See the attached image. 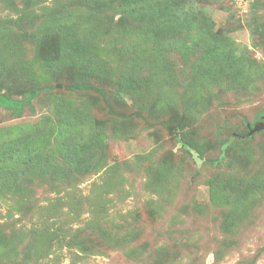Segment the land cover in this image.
<instances>
[{
    "label": "rangeland",
    "instance_id": "rangeland-1",
    "mask_svg": "<svg viewBox=\"0 0 264 264\" xmlns=\"http://www.w3.org/2000/svg\"><path fill=\"white\" fill-rule=\"evenodd\" d=\"M5 1L0 0V25L18 41L4 44L23 52L20 63L11 58L17 69L8 82L28 90L63 86L40 93L20 117L1 109L0 147L39 126L38 134L48 136L61 107L67 118L78 111L80 124L93 118L101 126L87 125L90 137L102 132L104 138L90 149L93 166L84 175L29 176L26 193L18 195L22 199L0 196V264H264V132L233 145L215 164L220 143L244 134L243 122L253 123L264 109V0H172L203 17L195 37L210 26L217 50L229 45L238 57L258 64L248 74L259 73L260 80L246 90L231 87L229 78L200 81L193 64L206 53L184 55L176 46L181 36L151 37L144 21L115 8L121 0L108 8L98 5L102 27L92 33L84 0H42L34 6L14 0L16 9ZM59 15H70L79 30L73 37L82 56L110 68L111 81H92L104 96L67 91L65 86L80 80L67 65L54 80L41 68L43 47L55 46L43 27ZM203 43L200 47L210 49ZM137 50L143 82L135 94L117 95L122 66L138 58ZM162 59L173 70L150 74ZM152 74L156 81L146 84ZM181 126L187 127V139ZM50 142L48 158L67 171L58 144L53 137ZM86 142L94 145L89 137ZM256 182L260 191L248 192Z\"/></svg>",
    "mask_w": 264,
    "mask_h": 264
},
{
    "label": "trees",
    "instance_id": "trees-1",
    "mask_svg": "<svg viewBox=\"0 0 264 264\" xmlns=\"http://www.w3.org/2000/svg\"><path fill=\"white\" fill-rule=\"evenodd\" d=\"M23 4L34 6L39 4L42 0H20ZM142 0H121L117 3L115 0H84V4L87 6L86 13L84 15V21L91 25L87 27V31L94 32L95 29L100 31L102 27V21L97 12V7L107 6L110 7L116 4V9L121 13H126L130 18L144 21L145 29L148 30L151 37H174L181 36V39L176 46L184 51V55L193 53L198 50H203L206 55L203 61L194 63L193 66L198 73V79L201 81H221L223 78L230 79V86L234 89H242L250 86L253 83H257L260 80L259 73L249 75L248 72L255 68L258 64L256 62H247L244 57H238L235 50H231L229 45H224L221 51L215 48L213 44L216 41V35L210 30V26H205V32L202 35H196L197 25L203 17L197 15L186 6H181L176 3H172V0H148V3L143 4L141 7L139 4ZM6 7L9 9H16L18 3L14 0H6ZM105 7H99L98 9H104ZM52 21L43 27V32L52 40L54 48L45 45L42 49L41 68L44 73L52 80L56 79L62 72V65L75 69L77 71L80 80H75L73 84L65 86L67 91H89L93 90L104 96L105 91L95 86L92 81L109 82L112 80V72L110 68L103 63H94L93 57L88 58L82 56V47L78 42L74 40L73 34L78 31L76 27L71 23L70 15L53 16ZM206 23V21H204ZM208 24V23H207ZM10 27V25H9ZM200 27V26H199ZM5 32V33H4ZM80 33V32H79ZM153 33V35H152ZM21 37L19 34H16ZM186 36V37H185ZM81 37V36H79ZM185 37V38H184ZM18 41V39L11 33H7V27L5 24L0 25V110L10 111L15 116L20 117L26 107H31L32 101L37 99L39 94L43 91H49L55 87H61L62 84L52 85L45 84L41 87L28 90L25 86L13 87L8 82L9 78L17 69L16 65H11L10 61L17 57V61L20 63V57L22 55V48L16 44L8 45L4 44L5 41ZM194 40V42H193ZM220 42V39H217ZM193 42V43H192ZM207 43L210 49L200 47V43ZM203 43V44H204ZM221 43V42H220ZM221 48V47H220ZM210 50V51H209ZM141 50H137L138 58L134 56L127 60H130L122 66L123 72L118 79L117 95L120 94H135L136 88L143 82V78L138 75V69L140 70L139 60L141 58ZM20 56V57H19ZM125 60V61H127ZM169 59H162L160 64L155 63L149 69L151 74L155 70H159L162 67L165 70H173ZM19 65V64H18ZM12 69V72L9 71ZM11 72V73H10ZM156 73V72H155ZM262 73V71H261ZM157 74V73H156ZM173 75V72L171 73ZM225 76H224V75ZM257 78V79H255ZM141 79V80H140ZM248 79V80H247ZM146 84L154 83L156 80L152 77L150 80L144 79ZM19 88L23 91H18ZM246 90V89H245ZM20 93L23 98L18 99L13 97L12 93ZM63 101V100H62ZM61 103H64L63 101ZM66 106V105H65ZM67 112L71 114V107L67 108ZM59 120L49 130L48 136L38 134V130L33 133H27V135H21L25 139L19 137L14 144L9 143L1 144L0 147V196L8 195L16 197L18 200L22 199L18 195L26 193L25 184L27 181L25 178L29 176L35 177H54L59 178L67 173L68 177L75 178L82 176L93 166L94 155L90 152V149H97L102 138L103 133L94 134L90 137L88 126L91 125L100 129V126L96 121L88 119L86 123L76 122L75 116H80L78 111L71 118H67L64 114V109L61 107L59 112ZM264 115V109L258 113L253 123L243 122L245 133L238 136H232L225 141L221 142V156L215 161V164H219L223 161L224 152L230 149L235 144L243 143L257 134L264 131L257 132L248 138H243L249 131L248 125L254 126L257 122L262 120ZM188 117V116H187ZM168 128L170 125L165 124ZM172 127V126H171ZM181 128V129H180ZM187 127H179V131L183 133V136L187 139L188 130ZM18 126L14 130H18ZM170 128V130H172ZM221 127L219 130L221 131ZM73 139L69 138V136ZM75 135L82 136L85 140L76 141ZM20 136V135H19ZM54 138L58 144L59 154L66 162L67 171L57 166L54 162V158H48L47 154L51 146L50 138ZM87 137L93 139L94 145L86 142ZM241 138V139H239ZM96 165H98L96 163ZM28 179V178H27ZM29 180V179H28ZM257 186L247 187L248 192L260 191V184ZM262 187V186H261ZM215 194V192H214ZM222 191V198H226ZM247 195V194H246ZM243 196L244 197L246 196ZM18 196V197H17ZM214 197V195H213ZM227 199V198H226ZM22 202V200H21ZM236 217L233 213L229 214V218Z\"/></svg>",
    "mask_w": 264,
    "mask_h": 264
},
{
    "label": "water",
    "instance_id": "water-1",
    "mask_svg": "<svg viewBox=\"0 0 264 264\" xmlns=\"http://www.w3.org/2000/svg\"><path fill=\"white\" fill-rule=\"evenodd\" d=\"M248 129H249L248 133L244 135L243 138H248L257 132L264 131V115L262 116V120L254 124V126H251L249 124ZM233 135L238 136L236 133Z\"/></svg>",
    "mask_w": 264,
    "mask_h": 264
}]
</instances>
